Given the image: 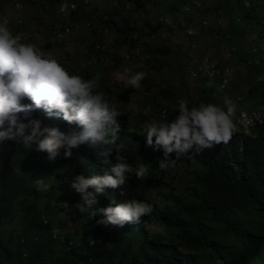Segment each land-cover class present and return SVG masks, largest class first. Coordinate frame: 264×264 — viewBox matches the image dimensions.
I'll return each instance as SVG.
<instances>
[{
    "label": "trees",
    "instance_id": "trees-1",
    "mask_svg": "<svg viewBox=\"0 0 264 264\" xmlns=\"http://www.w3.org/2000/svg\"><path fill=\"white\" fill-rule=\"evenodd\" d=\"M74 1L79 5L78 1ZM86 1L89 0L83 1L82 6L79 5L78 11L69 19L74 30L75 22L90 23L94 20L91 19L93 14L90 16L88 11L83 10L91 5V2L87 4ZM235 1L233 9L222 4L223 11L229 12L228 17L222 19L223 26L206 30L208 36L222 39L220 43L226 41L227 35L231 34L224 33L221 29L225 30V24L233 20L234 14H239L236 22H241L250 29L258 17L264 15V0H246L244 3L242 0ZM47 2L56 6L59 0ZM114 2L121 4L124 14L134 17L146 9L152 0ZM127 6H131L132 11H126ZM170 11L174 12V8H170ZM113 12V15L121 13L116 9ZM53 13L57 16L56 9ZM41 14H46L44 8ZM216 18L208 19L213 24ZM31 20L39 26L46 24V16ZM57 20L58 16L51 25L52 31L49 26L45 29L49 32L46 34L49 42L57 32ZM130 20H123L124 29L113 21L101 19L100 24L115 26L127 43L132 34L138 33L143 37L145 33H139L136 28L131 29ZM161 20L158 28L147 23L152 37L163 26L160 25ZM259 24L264 29V17ZM170 31L174 32V29ZM87 37L90 39L86 42ZM105 37L102 33L92 31L90 36L84 35L79 40L86 49L81 54L83 61H79L80 65H85L84 69L79 65V69L75 70L76 65L58 62L70 73L75 71L85 79L97 72L116 74L122 72L124 67L133 72L141 71L132 65L130 56L122 58L120 52L112 54L113 51L108 49L106 52H98L95 46L99 43L105 42L108 46ZM259 39L264 42V31L260 33ZM131 41L136 55L142 56L140 40ZM69 42L71 40L67 43ZM76 42L75 37V42L72 43L76 45ZM144 47L146 52L150 50L147 45ZM230 48V52L237 49L235 46ZM241 48L244 54L245 50L249 53L253 49L243 41ZM257 50L256 48L255 52ZM146 54L150 55V60L145 62L149 75L141 80L139 92L144 94L152 110L146 115L140 114L144 121H135L132 113L126 112L123 107L127 106L131 87L126 88L123 82L117 81L115 94V85L108 82L101 84L102 76L99 78L95 91L102 92L104 98L110 104H115L117 109V116L114 117L117 125L116 140L112 144L98 143L92 147L81 144L72 148L68 157H64L62 149L51 161L46 158V153L28 151L12 141L0 145V264H264V126L252 129L249 134L240 132V127H236L226 143H213L198 154L182 156L171 168H157L156 159L162 158V152L159 149L153 151L151 146L145 144L144 123L154 119L156 115L157 119L162 118L159 116L164 110L167 112L163 113V118L172 119L180 99L188 107L200 102L220 105L218 96L213 94L216 86H209L211 80L207 77L197 80L181 77L178 85L163 84L156 77L170 67L161 58L170 56L171 48L156 46ZM111 59H114L113 64ZM261 64L259 61L251 67L254 69L255 79L264 73ZM219 67L226 68L221 64ZM154 72L156 75L150 77ZM235 77L236 75L232 82ZM254 92L262 99L264 107V81L254 82ZM116 95L121 99L122 106L115 103ZM246 98L253 99L252 96ZM22 102L28 101L25 99ZM33 116L40 118L43 124L54 125L61 131L76 128V125H68L58 116L45 117L40 109L34 110ZM117 147L120 148L119 153ZM102 150L107 151L103 156L98 155ZM117 155L123 156L133 167L146 164L148 173L140 179L129 173L123 186V196L119 189L105 188L104 193L97 196L98 203L91 206L95 215L80 213L73 206L80 197L69 187L72 176L78 172L85 175L102 174L103 169L116 162ZM174 155L169 154L170 158H174ZM105 159L107 163H103ZM65 167L69 169L66 170ZM174 173H178L183 179V187L174 185L175 181L167 182V176ZM38 176L49 184L46 192L35 188L33 180ZM165 187H170L171 191L166 193L163 190ZM110 199L116 202L122 199L144 200L153 205V211L142 216L137 224H97L103 218L102 213L97 210L108 206ZM57 201H66L68 209L65 211L58 208ZM148 223H157L164 231L152 232L147 229ZM7 228L16 232L15 236L12 232L8 233Z\"/></svg>",
    "mask_w": 264,
    "mask_h": 264
},
{
    "label": "clouds",
    "instance_id": "clouds-1",
    "mask_svg": "<svg viewBox=\"0 0 264 264\" xmlns=\"http://www.w3.org/2000/svg\"><path fill=\"white\" fill-rule=\"evenodd\" d=\"M63 7L62 4L61 9ZM58 17L55 30L57 32L54 38L48 41L49 46L46 45V49L57 42L67 43L75 33L69 20L60 19L59 14ZM99 17L100 15L96 14V19L89 24L96 26L93 31L106 36V32L109 33L108 25H101ZM61 23L72 30L65 39L57 37ZM100 28L104 30L100 32ZM115 29L117 32L116 27ZM17 32L13 34L14 31L12 33L6 23L0 21V145L12 141L28 151L46 153V158L51 161L62 149L64 157H68L71 149L81 144L90 147L98 143L112 144L116 140L117 125L114 123V117L117 116V109L115 104H110L104 98L102 92L95 91L102 73L97 72L88 79L76 74L75 71L70 73L62 65L65 63L63 60L45 54V51L42 53V50L35 48L30 42H22L19 34L22 29H17ZM99 45L104 46L99 43L95 47ZM145 75L143 71L133 72L130 68L124 67L122 72L115 74V80L123 82L126 88L136 89L140 87ZM256 79L264 81V73L258 75ZM25 99L28 102H22ZM223 104L224 108L205 102L188 107L185 101L180 99L177 101L176 114L172 119H164L165 112H162V118L146 121L143 128L145 144L151 146L153 151L159 149L162 152V158L156 159L157 168L161 170L171 168L182 156L198 154L204 148L211 147L213 143H226L236 127H240V132L249 134L252 129L264 126L245 130L237 121V116L242 113L251 115L253 112L264 113V110L238 113L235 105L227 97L224 98ZM36 109L42 110L45 117L58 116L68 125H76V128H70L65 132L58 130L54 125L43 124L40 118L33 116ZM119 150L117 147L118 153ZM105 151L107 150H102L98 155L103 156ZM170 153L175 154L174 158H170ZM103 163H107V160L105 159ZM129 173L140 179L148 173V167L143 163L133 167L123 156L117 155L116 162L103 169L102 174L85 175L80 172L74 174L69 181V187L72 192L79 194L80 199L73 206L80 213L95 215L91 206L98 203L97 196L103 194L105 188L119 189L120 195L123 196L125 193L123 186ZM33 184L39 191L46 192L49 189V184L41 176L36 177ZM110 200L108 206L97 210L103 215L97 224L118 226L125 222L137 224L142 216L153 211V205L144 200L122 199L119 202ZM56 204L60 209L65 211L68 209L66 201H57Z\"/></svg>",
    "mask_w": 264,
    "mask_h": 264
},
{
    "label": "rangeland",
    "instance_id": "rangeland-1",
    "mask_svg": "<svg viewBox=\"0 0 264 264\" xmlns=\"http://www.w3.org/2000/svg\"><path fill=\"white\" fill-rule=\"evenodd\" d=\"M32 2L24 3L23 0H0V21L6 23L9 30L16 34L17 29H22V32L19 33L21 35L22 42H30L34 45L35 48L39 49L42 53L49 54L53 57H57L66 64L76 65L75 70L79 69V61H83L81 54L86 52V49L79 43V40L85 35L90 36L92 31L96 28V26L92 25V27H88L89 23L83 22H75V35L71 37V42L69 43H60L57 42L53 44L48 49H46V45L48 43V38L46 34L49 32L45 31L49 26V30L52 31L53 21L57 19L56 13L53 11L56 9L57 6H52L50 0H30ZM79 2V5L82 6L85 0H76ZM91 2L90 6H86L83 10L89 12L90 16L92 15L93 19H96V14H99L103 21L109 22L113 21L116 22L119 27L124 29L123 20L124 19H131L130 20V28H136L139 33L141 31H145L143 34L144 36L141 37L136 34H132L129 41L126 43L123 39V35L116 32L115 26H110L109 33L106 32V40L108 42V46L106 47L108 50L114 52H120L119 55L122 58L126 56H130V61L132 62L133 66H136L139 70L145 72L148 76L149 71L147 69V60L149 61L148 57L153 48L156 46H165L169 47L172 50V54L166 58H161L165 62L164 64L169 65L167 69L164 71L162 75L157 76L156 72L152 73V76L158 77L163 84L172 83L173 85H178V82L181 81V77H186L188 79V68L194 62L203 59L205 56L206 58H210L211 60L218 61L219 64L225 65L226 67H234L235 69V80L230 84L229 88L226 91H221L217 88V85L221 81L220 78H217L213 81H209V86L215 85L213 94L218 96L217 100H219L218 104L221 108H224L223 100L225 97L230 99L232 103L235 105V110L240 113L244 112H251L253 110L263 111L264 107L261 104L262 99L257 96L254 92V82L257 80L254 77V73L251 67L253 66L256 61H260L262 64L261 66L264 67V42L259 39L260 33H263V25L259 24L260 21H263L264 15L261 14L252 24V29L250 27H245L241 22H236V18L239 14L233 15V20H230L225 24V30L221 29L224 33H233L230 34L231 38L226 41H220L222 39H216V36L210 37L206 34V31L203 34H200L196 39L192 41L193 44L197 47V52L193 53V58L191 59L189 55L183 54L180 49L181 43H185L184 37L181 32L174 30L171 32L167 28L161 27L159 31L154 35L156 39H153L150 28L147 23L151 24L154 28H158V24L161 19L169 20V23L177 24L179 20L188 21L191 19L193 22V29L196 31L200 30V18H209L213 19L221 18L226 19L229 15V12H224V6L222 4H227L229 9H233L235 6L236 1H228L227 0H197L204 3L205 10L202 13H199L193 6L189 3L190 0H152V3L148 5V7L144 10H141L139 14L134 17H131L128 14H124L121 10L122 6L120 4L119 11L123 12L120 15H113L114 14V1L115 0H89ZM246 0H242L244 3ZM247 2V1H246ZM189 4L191 7V14L187 16L184 12L185 6ZM174 8V12L170 11V8ZM46 10V14H41L42 9ZM125 8V7H124ZM127 10V7L125 8ZM132 11V7H131ZM148 13V14H145ZM221 14V15H220ZM220 15V16H219ZM41 16H46V24L39 26L36 22H33L31 19L39 18ZM56 16V17H55ZM31 17V19H29ZM59 19V17H58ZM198 20V21H197ZM22 21V26L18 27L20 22ZM58 21V20H57ZM56 21V22H57ZM236 22L233 24L232 22ZM227 25V26H226ZM104 28H100V32H102ZM81 32V33H80ZM46 39H43V38ZM75 37L77 39L76 45L72 42H75ZM176 37V38H175ZM233 37V39H232ZM121 38V40H119ZM90 37H87L89 40ZM132 39L140 40L142 44V48L147 45V52H142V56H137L135 53V49H132ZM119 43H116V41ZM40 42L41 44L37 43ZM240 41V47L239 46ZM243 42H247L249 46H252L253 49L248 53L245 50V54L241 48V44ZM196 42V43H195ZM93 43L91 39V44ZM63 44V45H62ZM104 46H106L105 42H102ZM228 46H235L237 47L236 50L229 51ZM145 48V47H144ZM256 48L258 49L255 52ZM262 51V53H261ZM139 52V49H138ZM257 53V54H256ZM259 53V54H258ZM213 55V56H212ZM65 58L68 62L65 61ZM114 59H111V63L113 64ZM113 61V62H112ZM64 63V64H65ZM85 64V62H83ZM83 67L85 65H80ZM248 68H250L248 70ZM101 77V84L106 82L115 85L117 81L115 80V73H104L102 72ZM202 79L206 78L205 76L201 77ZM219 79V80H218ZM234 79V78H232ZM208 86V87H209ZM131 93L128 94L129 100L127 101V106H123L126 112H131L133 117H135V121H144L141 115H146L149 110H152L150 105L146 102V97L143 93H140V87L133 89L131 88ZM115 94L117 93L116 85L114 87ZM210 92L212 89L209 88ZM247 97H253V99H247ZM115 103L122 106L120 103L121 99L119 96L116 95L114 99ZM163 106V104H161ZM150 106V107H149ZM163 108V107H162ZM165 114V113H164ZM161 117V116H159ZM154 119H157V115ZM175 181L174 185H178L183 187L184 181L178 175V173H174L171 176H167V182ZM166 193L171 191L170 187H165L163 189ZM147 229H150L152 232L161 231L163 232L164 229L159 226L157 223H148ZM8 233H11V229H8ZM15 236L16 232H12Z\"/></svg>",
    "mask_w": 264,
    "mask_h": 264
},
{
    "label": "built area",
    "instance_id": "built-area-1",
    "mask_svg": "<svg viewBox=\"0 0 264 264\" xmlns=\"http://www.w3.org/2000/svg\"><path fill=\"white\" fill-rule=\"evenodd\" d=\"M86 3L89 4L90 1H86ZM189 3L199 13L203 12L205 9L203 3L200 1L190 0ZM62 4L64 5L63 9H61ZM114 8L117 10L120 9L119 2L114 3ZM78 9H79V5L75 3L74 0H59V2H57V10L60 19H63L65 21H68L72 16V14L77 12ZM127 10H131V6H127ZM184 12L187 16L191 14V7L189 4L185 6ZM161 25L166 26L168 30L174 29L182 33L185 43H181L180 45L181 52L183 54L189 55V57L192 59L193 58L192 54L197 52V47L195 44L192 43V41L196 39L200 34H203L209 28L212 27L221 28L223 26V20L221 18H216V20L212 24L208 18L202 17V22L199 31L193 29L194 25L191 19L188 21V23L185 19V20H179L177 24L174 22L173 25L172 23H169V20L162 19ZM88 26L92 27L91 24H89ZM71 33H72L71 27L65 26L64 24L61 23L59 31L57 33V37L65 39V37ZM230 38L231 36L227 35L226 39L229 40ZM153 39H156V36H154ZM96 49L99 52L106 51V48L100 45L97 46ZM142 52H145L144 47L141 48V53ZM234 72L235 70L233 67H227L222 69L219 67L218 61H214L206 57L194 62L188 68V76L193 80L200 79L202 76L207 77L211 81L220 78L221 81L217 85V87L220 90H225L228 88V86L232 82V77L234 75ZM163 112L166 113L167 111L164 110ZM237 121L238 124H240L245 130H249L253 127L264 125V113L253 112L251 115L242 113L240 116H237Z\"/></svg>",
    "mask_w": 264,
    "mask_h": 264
},
{
    "label": "bare ground",
    "instance_id": "bare-ground-1",
    "mask_svg": "<svg viewBox=\"0 0 264 264\" xmlns=\"http://www.w3.org/2000/svg\"><path fill=\"white\" fill-rule=\"evenodd\" d=\"M75 3H77V2H75ZM127 11V10H126ZM198 21V20H197ZM161 25V24H160ZM201 25V24H200ZM163 27V26H162ZM164 28V27H163ZM176 38V37H175ZM196 43V42H195ZM141 45V44H140ZM213 56V55H212ZM219 80V79H218Z\"/></svg>",
    "mask_w": 264,
    "mask_h": 264
}]
</instances>
